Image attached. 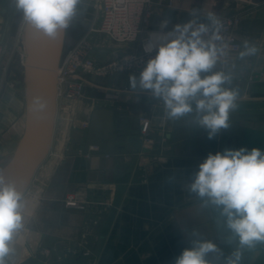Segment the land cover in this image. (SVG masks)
Here are the masks:
<instances>
[{"label": "crops", "instance_id": "0c3cea01", "mask_svg": "<svg viewBox=\"0 0 264 264\" xmlns=\"http://www.w3.org/2000/svg\"><path fill=\"white\" fill-rule=\"evenodd\" d=\"M209 13L217 18L238 17L233 28L237 49L223 60L218 58L209 73L230 75L231 82L225 87L238 93L236 107L229 113L230 127L210 140L196 124L195 113L169 118L163 101L150 90L130 86V77L139 78L147 62L86 74L84 94L67 106L75 113L74 122L65 126L59 121L57 101L50 149L22 195L23 227L13 237L6 264L36 260L45 264H174L194 241L217 245L219 252L206 257L209 264H227L238 249L239 264H264V242L241 249L221 210L207 197L190 191L195 173L209 153L251 151L264 141V0H151L148 23L136 41L112 43L104 34L91 33V56L98 64L119 60L129 52H140L142 38L171 31L189 20L206 24ZM164 20L169 23L161 30ZM24 21L14 3L7 15L0 12L1 45L22 37ZM97 22L91 1L80 0L76 15L65 28L63 49ZM245 43L255 46L257 52L241 57ZM21 70L13 76L16 84L3 89L6 75L0 71V160L6 159L0 161V168L14 157L24 130L25 77ZM96 108L118 110L115 132L125 135L114 140L136 134L141 144L133 147L125 142L124 147L114 145L111 152H85V136ZM144 120L148 121L145 134L141 132ZM60 135H64L61 146ZM127 172L119 204L102 233L116 180ZM68 197L77 205H67Z\"/></svg>", "mask_w": 264, "mask_h": 264}, {"label": "clouds", "instance_id": "9594fccd", "mask_svg": "<svg viewBox=\"0 0 264 264\" xmlns=\"http://www.w3.org/2000/svg\"><path fill=\"white\" fill-rule=\"evenodd\" d=\"M12 2L32 26L55 38L69 26L80 0ZM207 19L209 24L189 20L176 24L171 31L153 34L144 50L155 51L156 55L147 61L139 78L130 77V86L150 90L163 101L166 115L171 119L195 113L196 124L211 140L230 127L229 113L236 107L238 93L225 87L231 82L230 75L209 74L223 50L215 43L221 39L220 20L212 13ZM168 23V20L162 21L161 30L167 28ZM245 49L241 57L257 52L255 46L247 43ZM190 191L201 198L207 197L208 202L221 210L227 228L238 237L241 249L264 242V152L260 149H224L209 153L200 163ZM22 207V194L0 175V264H6L13 237L23 227ZM216 252L219 249L215 243L194 241L192 247L185 248L176 257L174 264H209L206 257ZM240 259L238 249L227 264H239Z\"/></svg>", "mask_w": 264, "mask_h": 264}, {"label": "water", "instance_id": "95a60500", "mask_svg": "<svg viewBox=\"0 0 264 264\" xmlns=\"http://www.w3.org/2000/svg\"><path fill=\"white\" fill-rule=\"evenodd\" d=\"M12 6V0H0L1 14L7 15ZM64 31L65 29L59 31L55 38H50L26 19L24 21L23 37L26 53L24 130L14 157L0 168V175L5 177L7 182L13 183L22 195L50 149L57 109L56 69L63 52ZM102 114H105L103 119H101ZM118 119L117 109H94L85 136L84 151L111 152L114 145L124 147L125 142L138 147L141 139L136 134L127 135L124 140H114L115 136L125 135L124 132H115L114 121ZM89 146H94L96 149H89ZM253 148L264 152V141L261 140ZM128 174V172L124 173L116 180L115 197L102 233L106 231L112 220L124 191ZM31 264L45 263L36 260Z\"/></svg>", "mask_w": 264, "mask_h": 264}, {"label": "built area", "instance_id": "2783aa9c", "mask_svg": "<svg viewBox=\"0 0 264 264\" xmlns=\"http://www.w3.org/2000/svg\"><path fill=\"white\" fill-rule=\"evenodd\" d=\"M98 17L96 25L91 24L88 32L79 37L75 43L62 52L56 69V98L58 104L68 99H76L84 94L86 74L105 73L111 69H121L126 66L139 67L156 52H145V45L149 39L144 37L140 41V52H129L119 60H110L98 64L91 56L93 41L91 33L104 34L112 43H129L136 41L144 32L150 15L151 0H90ZM221 22L220 40L215 41L223 52L219 59L237 49L234 26L238 21L236 15H226L218 18ZM210 22L206 23L209 24ZM211 35V33H209ZM208 39V36L205 37ZM0 43V55L2 52ZM26 53H20V63L24 65ZM148 121L142 122L141 132H147ZM66 204L76 206V200L68 197Z\"/></svg>", "mask_w": 264, "mask_h": 264}, {"label": "rangeland", "instance_id": "374dc122", "mask_svg": "<svg viewBox=\"0 0 264 264\" xmlns=\"http://www.w3.org/2000/svg\"><path fill=\"white\" fill-rule=\"evenodd\" d=\"M1 48H2V52L0 55V71L1 73L6 75L5 76L6 78L3 81V85H1L2 86L1 88L3 89L4 85H7L8 87L15 85L16 83L14 84L12 80H16V78L13 76L14 75L18 76V72H20L21 69H24V65L20 63V53L23 50H25L23 35L18 40L16 38H11V40L8 41L6 44H3ZM2 92L3 90L1 91L0 95L2 94ZM77 99L78 98L68 99L65 100L64 102L62 101L59 104L60 105V108L58 110L59 121L62 120V122L65 123V126L71 124L76 120V116L74 115L75 113L71 112V110H69L67 106ZM5 160L6 159L0 161L4 162Z\"/></svg>", "mask_w": 264, "mask_h": 264}, {"label": "bare ground", "instance_id": "6f19581e", "mask_svg": "<svg viewBox=\"0 0 264 264\" xmlns=\"http://www.w3.org/2000/svg\"><path fill=\"white\" fill-rule=\"evenodd\" d=\"M63 138H64V135H60L59 137V141H58V145L61 146L63 144ZM12 155V154H11ZM9 156V155H8Z\"/></svg>", "mask_w": 264, "mask_h": 264}, {"label": "trees", "instance_id": "16d2710c", "mask_svg": "<svg viewBox=\"0 0 264 264\" xmlns=\"http://www.w3.org/2000/svg\"><path fill=\"white\" fill-rule=\"evenodd\" d=\"M67 48H68V47H65V48L63 49V51H65Z\"/></svg>", "mask_w": 264, "mask_h": 264}]
</instances>
